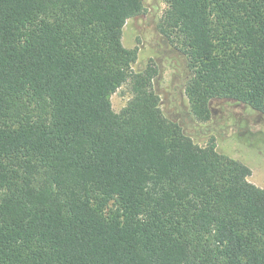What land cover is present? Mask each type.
Segmentation results:
<instances>
[{"label": "trees", "instance_id": "trees-1", "mask_svg": "<svg viewBox=\"0 0 264 264\" xmlns=\"http://www.w3.org/2000/svg\"><path fill=\"white\" fill-rule=\"evenodd\" d=\"M144 0H0V264H264L250 168L166 117L125 23ZM197 122L264 116V0H167ZM129 84L115 113L110 96Z\"/></svg>", "mask_w": 264, "mask_h": 264}, {"label": "rangeland", "instance_id": "rangeland-1", "mask_svg": "<svg viewBox=\"0 0 264 264\" xmlns=\"http://www.w3.org/2000/svg\"><path fill=\"white\" fill-rule=\"evenodd\" d=\"M166 9L167 0H144L142 12L125 23L122 44L127 49H137L132 70L138 72L154 65L157 73L153 87L163 114L200 146L214 138L217 151L246 164L251 170L249 182L264 189V116L231 100L213 101L207 122H197L191 116L184 92L190 75L187 59L180 45L159 29ZM130 96L128 83L110 96L115 113L122 111Z\"/></svg>", "mask_w": 264, "mask_h": 264}]
</instances>
